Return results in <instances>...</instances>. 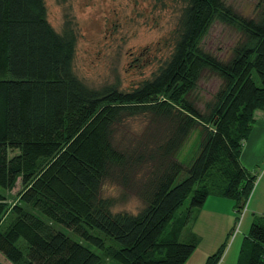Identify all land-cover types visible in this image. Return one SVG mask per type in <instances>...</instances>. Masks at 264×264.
Returning <instances> with one entry per match:
<instances>
[{
    "label": "trees",
    "instance_id": "obj_1",
    "mask_svg": "<svg viewBox=\"0 0 264 264\" xmlns=\"http://www.w3.org/2000/svg\"><path fill=\"white\" fill-rule=\"evenodd\" d=\"M172 2L179 16L166 57L125 90L77 77V32L70 20L55 30L44 0H0V256L9 264H185L196 245L181 235L208 197L230 200L236 214L246 205L256 177L240 156L264 110V0L247 19L221 0ZM216 19L241 36L225 62L199 48ZM204 68L222 86L202 112L188 97ZM133 120H146L141 135L129 134ZM108 182L142 208L113 212ZM17 184L8 207L2 192ZM248 238L246 264H264V217Z\"/></svg>",
    "mask_w": 264,
    "mask_h": 264
},
{
    "label": "rangeland",
    "instance_id": "obj_2",
    "mask_svg": "<svg viewBox=\"0 0 264 264\" xmlns=\"http://www.w3.org/2000/svg\"><path fill=\"white\" fill-rule=\"evenodd\" d=\"M261 1L221 0L226 8L246 19L255 17ZM44 2L47 19L55 30L60 31L65 20L71 21L77 32L74 72L86 86L93 89L116 85L126 90L147 78L159 61L166 57L168 50L166 45L169 44L171 32L179 16V8L172 0H44ZM240 38L238 31L227 26L222 20L216 19L200 39L199 48L211 57L225 62ZM221 86L219 77L204 68L199 73L188 99L203 112L205 105L211 101ZM263 111H258L255 115L256 122L244 144L264 143ZM126 126L129 134L138 136L146 130L147 122L133 120L128 121ZM192 140L193 136L186 144L184 153ZM262 164L253 171L256 172V181L250 198L253 194L255 197L259 193L260 178L264 173V163ZM140 175L141 173L137 176L141 178ZM19 189L17 184L11 192H2L7 199L8 207L15 204V196ZM122 193L123 189L111 182L105 183L102 189L104 197H111L117 201L113 212L137 213L143 206L141 200L129 191L125 193V199L122 201L120 200ZM249 210L250 208L247 209V213L244 209L237 213L234 224L248 215ZM11 218L7 215L4 223H8ZM190 225L191 222L188 228L184 229L180 242L187 243ZM54 228L97 253L96 249L82 242L66 227L54 225ZM238 231H240L239 227L233 228L225 248L234 240ZM94 234L105 238L101 233L94 232ZM239 238L240 235L237 240ZM112 242L110 239L106 240V244ZM0 262L9 264L2 256Z\"/></svg>",
    "mask_w": 264,
    "mask_h": 264
},
{
    "label": "crops",
    "instance_id": "obj_3",
    "mask_svg": "<svg viewBox=\"0 0 264 264\" xmlns=\"http://www.w3.org/2000/svg\"><path fill=\"white\" fill-rule=\"evenodd\" d=\"M240 162L246 170L255 175L256 172L253 173V171L264 163V143H245ZM259 185L261 187L258 195L253 197V194L251 198L249 197L250 201L248 199L246 203L245 212L247 213V209L250 208L248 215L238 221L240 222L238 226L240 231L237 234L240 235V238L237 240L238 235L236 234L234 240L225 248L218 264H246L249 247L252 245V241L248 238L249 230L253 221L258 217H264V204H262L264 201V173L260 178ZM224 200L227 199L210 196L204 206L196 211L186 238L187 243L195 244L196 248L185 264H205L208 257L213 255L222 244L225 243L226 247L227 239L233 228H238L236 223L234 224L237 216L233 203L230 200H228L230 202ZM223 241L224 243H222Z\"/></svg>",
    "mask_w": 264,
    "mask_h": 264
},
{
    "label": "built area",
    "instance_id": "obj_4",
    "mask_svg": "<svg viewBox=\"0 0 264 264\" xmlns=\"http://www.w3.org/2000/svg\"><path fill=\"white\" fill-rule=\"evenodd\" d=\"M245 207H246V205H244V208H243V209H244V211H245ZM243 209H242V210H243ZM241 212H242V211H241ZM241 216H242V215H241ZM239 221H241V219H240ZM239 224H240V222H238V223L236 224V226L238 227V226H239Z\"/></svg>",
    "mask_w": 264,
    "mask_h": 264
}]
</instances>
